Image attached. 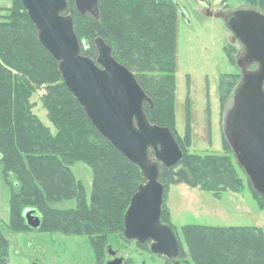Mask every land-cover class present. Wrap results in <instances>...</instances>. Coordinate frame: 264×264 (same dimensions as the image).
I'll use <instances>...</instances> for the list:
<instances>
[{"label": "trees", "instance_id": "16d2710c", "mask_svg": "<svg viewBox=\"0 0 264 264\" xmlns=\"http://www.w3.org/2000/svg\"><path fill=\"white\" fill-rule=\"evenodd\" d=\"M98 1L99 20L91 15L81 16L75 0H67L66 14L73 17L79 40L87 44L82 47V54L96 61L95 40L102 38L107 42L114 57L135 74L152 99V108L145 105L150 123L167 127L175 135L172 111L178 68L177 3ZM245 1L264 13L263 0ZM10 13L0 22V155L4 178L12 191L11 229H30L23 214L26 209H34L41 216L42 231L86 236L95 252L102 254L110 235L124 234L126 212L145 179L140 169L97 131L68 90L58 63L41 45L21 0H16ZM82 36L86 39L82 40ZM228 78L223 76L219 87L223 110L237 87V80L227 85ZM42 87L46 91L43 103L56 134L32 112L30 99ZM77 163L86 164L93 172L89 200L83 184L72 173ZM211 181L214 186L208 183ZM160 182L165 196L172 185H202V190L214 193L222 187L237 193L241 184L229 157L185 153L180 165L161 166ZM73 199L78 201L74 210L50 207ZM261 200L264 210V198ZM162 222L171 227L170 214L164 206ZM184 236L195 264H264V227L188 226ZM8 263L9 242L0 231V264Z\"/></svg>", "mask_w": 264, "mask_h": 264}, {"label": "water", "instance_id": "95a60500", "mask_svg": "<svg viewBox=\"0 0 264 264\" xmlns=\"http://www.w3.org/2000/svg\"><path fill=\"white\" fill-rule=\"evenodd\" d=\"M206 15L222 19L244 49L242 81L224 123L225 138L238 165L248 176L253 191L264 198V13L245 7L229 14L215 13L223 0H195ZM264 1V0H263ZM44 49L58 63L64 84L83 107L97 131L130 163L137 166L145 183L133 195L124 218V239L140 246L151 243V252L182 264L180 244L173 229L162 222L165 188L161 166L176 167L184 153L172 131L150 123L145 105L152 99L135 74L113 55L102 38L95 40L96 61L82 54L81 42L67 0H21ZM81 16L100 19L98 0H75ZM180 9V8H179ZM153 153V157L151 156ZM34 209L24 218L33 230L41 227ZM116 259L110 264H122Z\"/></svg>", "mask_w": 264, "mask_h": 264}, {"label": "rangeland", "instance_id": "374dc122", "mask_svg": "<svg viewBox=\"0 0 264 264\" xmlns=\"http://www.w3.org/2000/svg\"><path fill=\"white\" fill-rule=\"evenodd\" d=\"M175 2L180 8V16L176 103L172 111L173 135L176 136L183 153L187 155L229 157L235 168V176L241 181L237 186V193L222 187L217 190L218 193H214L202 190V185L190 188L186 184H180L168 188L163 206L170 214V224L180 244L179 261L182 264H195L191 246L184 236L185 227L263 228L264 210L262 197L253 191L248 176L238 165L224 134L226 115L233 105V95L242 81L243 74L238 64L242 62L244 49L226 23L222 19L208 17L195 0ZM15 4L16 0L0 2V22L10 16ZM245 7L261 11L259 7L250 5L245 0H226L215 13L229 14ZM80 38L86 39L83 36ZM223 76H229L227 85L237 80V87L224 110L219 90ZM225 88L229 89L228 86ZM45 94V88L42 87L32 95V112L56 134L43 103ZM1 158L0 155V231L9 242L8 264H96L97 253L86 236H68L42 229H11L12 191L4 178ZM72 173L76 181L83 184L86 200H89L93 183L92 169L84 163H77L73 165ZM203 183L207 187L206 182ZM208 183L214 186L212 181ZM50 207L58 211L74 210L78 207V201L66 200L51 204ZM36 215L41 219L38 213ZM107 248L117 252L119 257L126 260V264H173L167 258L153 254L148 244L141 247L135 241L125 240L123 233L110 235L104 246L105 253Z\"/></svg>", "mask_w": 264, "mask_h": 264}, {"label": "flooded vegetation", "instance_id": "af4514ba", "mask_svg": "<svg viewBox=\"0 0 264 264\" xmlns=\"http://www.w3.org/2000/svg\"><path fill=\"white\" fill-rule=\"evenodd\" d=\"M243 63V61H242ZM243 65H245V67L247 69L249 68H257V66H246L245 63H243ZM136 242V241H135ZM137 243V242H136ZM138 244V243H137ZM150 248H151V243H147ZM139 245V244H138ZM140 246V245H139ZM142 247V246H141ZM151 250V249H150ZM116 259H123V263L122 264H126V260L122 257H119L117 255V252L113 251L111 248H107V252H103L102 254H95V261L96 264H110L111 262H113Z\"/></svg>", "mask_w": 264, "mask_h": 264}, {"label": "crops", "instance_id": "0c3cea01", "mask_svg": "<svg viewBox=\"0 0 264 264\" xmlns=\"http://www.w3.org/2000/svg\"><path fill=\"white\" fill-rule=\"evenodd\" d=\"M0 2L2 3V2H3V0H0ZM171 214H172V212H171Z\"/></svg>", "mask_w": 264, "mask_h": 264}]
</instances>
